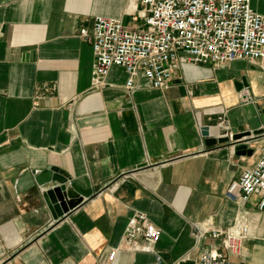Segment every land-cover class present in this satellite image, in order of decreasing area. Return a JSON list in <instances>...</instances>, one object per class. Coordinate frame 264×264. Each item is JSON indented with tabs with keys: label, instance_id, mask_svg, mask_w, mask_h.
Wrapping results in <instances>:
<instances>
[{
	"label": "crops",
	"instance_id": "1",
	"mask_svg": "<svg viewBox=\"0 0 264 264\" xmlns=\"http://www.w3.org/2000/svg\"><path fill=\"white\" fill-rule=\"evenodd\" d=\"M136 6L0 0V264H157L155 254L133 252L123 240L138 213L161 230L162 264H199L215 244L199 230H228L240 216L249 235L231 262L264 264L260 198H225L264 155V136L249 142L252 156H238L234 147L206 148L201 132L209 127L219 138L220 118L234 135L264 128V70L248 61L194 65L181 54L168 89H150L141 77L129 95L119 67L94 88V53L81 29L97 17L135 25ZM252 7L264 16V0ZM51 167L84 190L101 189L58 224L37 184Z\"/></svg>",
	"mask_w": 264,
	"mask_h": 264
},
{
	"label": "built area",
	"instance_id": "2",
	"mask_svg": "<svg viewBox=\"0 0 264 264\" xmlns=\"http://www.w3.org/2000/svg\"><path fill=\"white\" fill-rule=\"evenodd\" d=\"M135 25L120 20L97 17L91 30L81 29L80 37L94 53L92 85L103 87L113 67L123 68L128 79L127 94L140 90L141 77L150 89L165 90L173 83L180 56L194 65L221 66L236 61L259 64L264 70V16L252 7V0H135ZM264 93V86H263ZM242 91L240 102L251 101ZM230 125L219 119L218 137H233ZM252 196L260 198L258 209L264 212V155L239 180L228 187L225 198L235 204L246 203ZM215 241L199 255V264H233L231 257L241 252L249 235L244 216L228 230H199ZM161 230L146 214L132 216L127 224L124 242L133 252L155 254ZM117 250L108 261H113Z\"/></svg>",
	"mask_w": 264,
	"mask_h": 264
},
{
	"label": "water",
	"instance_id": "3",
	"mask_svg": "<svg viewBox=\"0 0 264 264\" xmlns=\"http://www.w3.org/2000/svg\"><path fill=\"white\" fill-rule=\"evenodd\" d=\"M236 87L241 91L248 87V84L245 80H242ZM201 132L206 148L211 149L218 145H226L234 147L238 156H252L254 150L249 148V142L264 136V128L253 132L235 134L231 139L229 137H211L209 127H203ZM144 167L141 166V168ZM37 184L44 189L43 197L54 214V218L57 221L55 224L70 217L73 212L83 207L85 203L95 199L101 191V189L95 192L92 189L84 190L80 188L72 181L70 176L56 167L49 168L42 178L37 180Z\"/></svg>",
	"mask_w": 264,
	"mask_h": 264
}]
</instances>
